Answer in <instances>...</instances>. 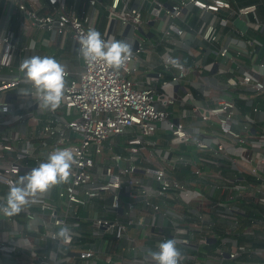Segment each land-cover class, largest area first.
Returning <instances> with one entry per match:
<instances>
[{
    "label": "built area",
    "instance_id": "1",
    "mask_svg": "<svg viewBox=\"0 0 264 264\" xmlns=\"http://www.w3.org/2000/svg\"><path fill=\"white\" fill-rule=\"evenodd\" d=\"M76 1L0 0V203L19 176L54 150L70 148L75 158L66 183L16 216L0 212V223L10 228L0 232V264L18 256L32 264L30 249L38 242L55 246L45 264H57L60 254L71 255L74 264H155L148 254L123 256L135 251L130 232L143 224L141 213L166 221L177 247L188 250L181 251V264H264V21L258 14L264 0H109L107 19L129 31L124 38L133 44L118 71L88 65L78 55L80 37L98 30V0H87L90 12H79ZM194 9L196 26L189 24ZM37 31L68 36L81 64L75 78L66 71L62 103L46 116L31 110L38 105L34 96L8 98L11 90L30 88L21 82L20 64L40 56L38 46L50 41L38 42ZM152 32L157 41L147 38ZM186 41L211 61L186 65L167 52L154 73L156 85L134 80L151 69L144 58L151 48L174 46L191 56ZM196 69L212 72L200 85L210 104L185 91ZM175 88L190 102L171 95ZM158 133L166 136L164 147L152 139ZM187 145L194 160L183 155ZM185 167L193 182L176 175ZM184 221L194 225L185 230ZM18 225L28 234L13 231ZM64 225L67 242L56 238ZM153 232L167 240L158 228ZM208 245L211 250L201 249Z\"/></svg>",
    "mask_w": 264,
    "mask_h": 264
},
{
    "label": "clouds",
    "instance_id": "2",
    "mask_svg": "<svg viewBox=\"0 0 264 264\" xmlns=\"http://www.w3.org/2000/svg\"><path fill=\"white\" fill-rule=\"evenodd\" d=\"M55 2V0H53ZM133 44L122 40H104L101 33L92 28L80 37L78 55L86 64L102 63L113 70H120L132 57ZM21 82L30 85L19 93L34 96L38 107L46 111H55L60 107L65 89V66L50 56L39 55L24 59L20 64ZM74 153L70 148L57 149L50 153L46 162L18 177L9 187L0 203V212L12 217L20 214L25 207L43 196L52 187L64 184L69 180ZM69 227L64 225L56 233V238L67 242ZM158 250H150L148 255L155 264H181L182 253L177 241L169 238L160 242Z\"/></svg>",
    "mask_w": 264,
    "mask_h": 264
},
{
    "label": "crops",
    "instance_id": "3",
    "mask_svg": "<svg viewBox=\"0 0 264 264\" xmlns=\"http://www.w3.org/2000/svg\"><path fill=\"white\" fill-rule=\"evenodd\" d=\"M73 0H69V5H71ZM167 3L170 0H165ZM140 0H130L129 1V5L132 4H139ZM109 3V0H98V13L97 15H94V21H95V26L98 29V31L101 33L102 36L105 37L106 40H122V41H127L130 43V40H126L124 38L128 37L130 35V32L127 31L126 29H121L119 27H117L116 22L114 20H108L107 16H106V12L104 10V6H106ZM144 6V3H142L141 8ZM79 12L82 11H86V12H90V8L88 6L87 0H77L76 1V7H75ZM148 7H146L145 10H143V15L147 16V10ZM154 25L153 24H149V28L153 29ZM116 29V32L118 33L116 36H112V32ZM120 33V36H119ZM36 34V40L42 41V40H47L46 43L49 41V43H47L46 45H41L38 46V52L37 54H40L41 57L44 56H50L55 58L57 61H59L60 63H62L65 66V70L69 72V74L71 75V77L75 78L78 76V74L81 71V64L79 62V60H77L75 58L74 55V43L72 42V40L68 37V36H64L61 38H52L51 34L45 32V31H37L35 32ZM158 34L155 33H150L147 38L150 41L154 42V39L158 36H156ZM158 38L155 39V41H157ZM152 42V43H153ZM186 46L189 48V50L191 51V56L187 55V50L185 49H177L174 46H172L175 49H171V48H166L162 45H158L156 48L155 46L153 48L150 49L151 53H145L144 54V58L146 63L150 66L151 69H149L148 72L143 73L142 71L135 74L134 80L138 83L141 84L142 86H154L156 85L155 80V72L158 71L161 66H160V60L163 58V54L164 52H169L170 54H172L175 58L181 60L182 62H184L186 65L189 64V61L192 60H196L201 64V65H205L206 63L211 61L212 56L210 54H207L208 52H199L198 49L193 47V42L190 44V41H186ZM162 47V48H161ZM186 55V56H185ZM4 71V73L8 72L5 70H1ZM9 74H13V73H9ZM212 74V72H209L207 70H200V69H196L194 71H191L190 76H189V83L186 85L185 87V91L187 92H191L192 97L196 100H199L200 102H202L203 104H210V97L208 96V94L206 92H204V90L200 87V85L203 83L202 78H204V76H210ZM196 86V88H195ZM21 90L19 88L11 90L10 92H8L9 95V99L11 101H18L17 99L19 98H24L23 95H21L20 92ZM170 94L171 95H178L181 96L182 99H184L187 103L190 102V98L186 97L184 95V93L180 90V88H175V89H171L170 90ZM211 95H213L212 97H216L217 93L212 92ZM31 110L37 111L35 112L38 116H46V110H42L38 107V105L35 106H31L30 107ZM173 110V114L176 115V110H177V106L174 105V107L172 108ZM186 123L187 126H189L191 124V120L189 118V120H185L184 121ZM166 136L158 133L156 136H154L152 139L156 142H158L162 147L165 146L166 141L163 139ZM171 143V142H169ZM168 144V142H167ZM194 148L191 145H187L186 149L183 151V155L187 158H190L191 160H194V158L196 157V153L195 150H193ZM188 172V168H183L181 170H179L178 173H176V175H183L182 177L190 182H193V178L192 176L186 175ZM185 174V175H184ZM139 218L142 219L143 224L140 226H137L135 229H132L130 232V235L134 238V242H135V251L133 253H129V254H123V256H128V257H133L135 256H142V254H148L150 250L154 251V248H156L158 246V244L162 241H160L161 239L158 237H155L154 235V230L155 228H158L162 233H164L167 236V239L171 238V236L173 234L169 233L167 230V223L164 219H152L151 216L148 213H141L139 215ZM194 224L188 221H184L182 222L179 226L183 229H190ZM7 229V231L10 230V228L4 226L2 223H0V232ZM13 231H16L17 233H21L23 235H27L28 233L25 232V228L24 226L18 225L16 227L13 228ZM22 235V236H23ZM1 236V234H0ZM170 236V237H169ZM209 243H214V239L211 238V240L209 241ZM179 248V247H178ZM180 249V248H179ZM30 250H33L35 253V260L32 262V264H41V262L39 261V259H41L44 263H47V256L49 254L50 251L55 250V246L50 244L49 242H38L37 246L32 247ZM180 251L182 252H187L188 250L186 248L184 249H180ZM42 252H44L42 254ZM70 259H71V255H64V254H60L57 257V264H74V263H70ZM4 264H28L31 262L29 260H27L24 257H17V258H10V259H4L3 260ZM75 263L77 264H83L84 262H80L78 260L75 261Z\"/></svg>",
    "mask_w": 264,
    "mask_h": 264
},
{
    "label": "trees",
    "instance_id": "4",
    "mask_svg": "<svg viewBox=\"0 0 264 264\" xmlns=\"http://www.w3.org/2000/svg\"><path fill=\"white\" fill-rule=\"evenodd\" d=\"M257 0H247L245 1V3H254ZM258 14L259 17L264 21V2L262 1L261 3H259L258 5ZM192 14V15H191ZM191 15V16H190ZM190 16V20H189V24L192 26H196V22L198 20V11H196L195 9L192 11V13L189 14ZM183 25H181L180 27H182ZM162 48V47H161ZM166 56V52H164L163 57ZM28 165L32 166L33 163L32 162H27ZM108 240V239H107ZM90 242H93V240H91ZM213 247V245H208V246H202L201 249L202 250H211ZM44 252H42L43 254Z\"/></svg>",
    "mask_w": 264,
    "mask_h": 264
},
{
    "label": "water",
    "instance_id": "5",
    "mask_svg": "<svg viewBox=\"0 0 264 264\" xmlns=\"http://www.w3.org/2000/svg\"><path fill=\"white\" fill-rule=\"evenodd\" d=\"M148 6V3L147 2H144V6L142 7L143 9H146V7ZM234 25L236 26V27H238L241 31H245V29H246V26L242 23V22H240V21H237V20H235L234 21ZM70 135H72V136H76V135H74L73 133H70ZM39 261L41 262V264H45L41 259H39Z\"/></svg>",
    "mask_w": 264,
    "mask_h": 264
},
{
    "label": "rangeland",
    "instance_id": "6",
    "mask_svg": "<svg viewBox=\"0 0 264 264\" xmlns=\"http://www.w3.org/2000/svg\"><path fill=\"white\" fill-rule=\"evenodd\" d=\"M67 8H68V4H67ZM146 17V16H145Z\"/></svg>",
    "mask_w": 264,
    "mask_h": 264
}]
</instances>
